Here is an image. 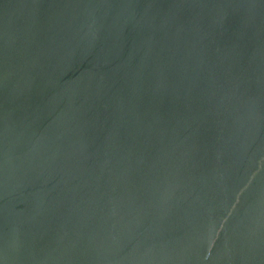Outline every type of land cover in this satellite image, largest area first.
I'll return each instance as SVG.
<instances>
[{"label": "water", "instance_id": "1", "mask_svg": "<svg viewBox=\"0 0 264 264\" xmlns=\"http://www.w3.org/2000/svg\"><path fill=\"white\" fill-rule=\"evenodd\" d=\"M0 264H264V0H0Z\"/></svg>", "mask_w": 264, "mask_h": 264}]
</instances>
